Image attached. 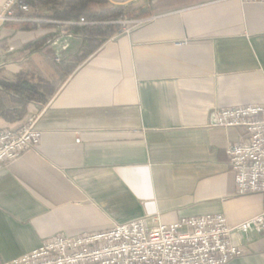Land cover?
<instances>
[{"label":"crops","instance_id":"obj_1","mask_svg":"<svg viewBox=\"0 0 264 264\" xmlns=\"http://www.w3.org/2000/svg\"><path fill=\"white\" fill-rule=\"evenodd\" d=\"M129 5L150 12L129 18L153 21L98 37L54 96L29 107L42 137L0 166V264L58 234L102 232L149 214L172 224L222 213L234 225L264 211V194H236L226 150L243 130L206 126L215 107L264 104V3ZM34 13L26 21L40 22L36 29H0V54L17 53L8 68H20L25 45L61 32L58 20ZM71 32L72 52L60 61L83 48L84 31ZM20 125L0 118V128ZM232 241L247 252L227 264H264V234Z\"/></svg>","mask_w":264,"mask_h":264},{"label":"built area","instance_id":"obj_2","mask_svg":"<svg viewBox=\"0 0 264 264\" xmlns=\"http://www.w3.org/2000/svg\"><path fill=\"white\" fill-rule=\"evenodd\" d=\"M111 1L129 5L150 0ZM31 8L27 0H0V29L31 20L27 16ZM152 21L153 17H149L129 22L139 28ZM80 23L90 22L82 17L65 24ZM71 37L75 36L66 34L52 42L58 61L69 45L66 38ZM209 113L207 127L243 130V137L231 142L226 150L235 174L236 194H264V104L215 107ZM28 119L18 128H0V166L39 145L42 133L37 127L38 118ZM234 233L242 234L246 240L262 236L264 211L234 225L222 213L183 218L172 224L164 223L158 214H149L102 232L58 234L29 253L1 264H227L247 252L244 245L232 241Z\"/></svg>","mask_w":264,"mask_h":264},{"label":"trees","instance_id":"obj_3","mask_svg":"<svg viewBox=\"0 0 264 264\" xmlns=\"http://www.w3.org/2000/svg\"><path fill=\"white\" fill-rule=\"evenodd\" d=\"M36 10L34 16L47 17L40 10H48L50 18L62 22L79 21L85 18L89 24H66V31H84V45L81 53L63 61L53 59L48 45L50 38L39 39L25 45L18 53L24 60L20 68L14 70L0 66V118L7 123H22L30 114L31 103H46L59 90L69 74L91 52L101 45L98 37L107 38L121 29L117 22L124 17L147 16L150 12L131 5H117L108 0H27ZM61 22V23H60ZM40 22L22 21L16 23L21 29H36ZM41 49V59L37 62L34 53Z\"/></svg>","mask_w":264,"mask_h":264},{"label":"rangeland","instance_id":"obj_4","mask_svg":"<svg viewBox=\"0 0 264 264\" xmlns=\"http://www.w3.org/2000/svg\"><path fill=\"white\" fill-rule=\"evenodd\" d=\"M112 3V2H111ZM37 10V9H36ZM36 10L34 9V11L36 12ZM41 11V13L42 14H44V15H48V16H50V12L48 11V10H40ZM132 18H129V17H124V19H119V20H117V22L120 24V25H124V24H126V23H130L129 21L131 20ZM133 19H136V18H133ZM61 23V22H60ZM63 23V26H61V29H65V23L66 22H62ZM131 25H132V27H133V24L131 23ZM66 34H72V35H74V36H76L74 33H72V32H69V31H66V32H60L59 34H57V35H55L54 37H52V39H50L49 41H48V45L50 46V48L52 49V54H53V58H55V56H54V53H55V51H54V49H53V46L51 45L52 44V42L53 41H55L56 40V38H59V37H61V36H65ZM67 39V41L66 40H64V41H66V42H68V44H70V40H73V38L71 37L70 39H68V38H66ZM63 40V39H62ZM69 47V45L67 46V48ZM65 49V50H63V52L65 51L66 53H64V56L67 54V53H70V52H72V49ZM16 55H17V53H16V51L15 50H8L5 54H0V56H2L3 57V63H1L0 64V66H10V65H12L13 64V62H14V59L16 58ZM30 117H34V118H38V120H39V117H40V115H37V114H29L26 118H25V120L21 123V125L22 124H24L25 123V121H27V120H29L28 118H30ZM37 123H38V121H37ZM20 125V126H21ZM19 126V127H20Z\"/></svg>","mask_w":264,"mask_h":264},{"label":"bare ground","instance_id":"obj_5","mask_svg":"<svg viewBox=\"0 0 264 264\" xmlns=\"http://www.w3.org/2000/svg\"><path fill=\"white\" fill-rule=\"evenodd\" d=\"M57 44H59V45H61V46H62L61 42H57Z\"/></svg>","mask_w":264,"mask_h":264}]
</instances>
